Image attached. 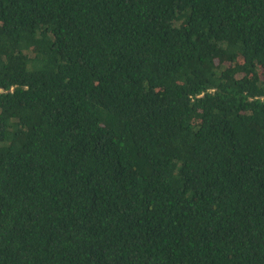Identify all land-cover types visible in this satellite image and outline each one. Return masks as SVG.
<instances>
[{
	"label": "trees",
	"instance_id": "obj_1",
	"mask_svg": "<svg viewBox=\"0 0 264 264\" xmlns=\"http://www.w3.org/2000/svg\"><path fill=\"white\" fill-rule=\"evenodd\" d=\"M0 264H264V0H0Z\"/></svg>",
	"mask_w": 264,
	"mask_h": 264
}]
</instances>
